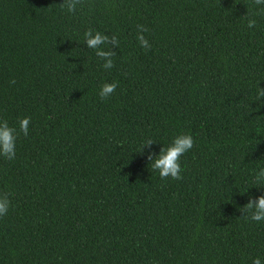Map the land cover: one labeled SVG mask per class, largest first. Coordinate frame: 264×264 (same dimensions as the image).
Here are the masks:
<instances>
[{
	"label": "trees",
	"instance_id": "1",
	"mask_svg": "<svg viewBox=\"0 0 264 264\" xmlns=\"http://www.w3.org/2000/svg\"><path fill=\"white\" fill-rule=\"evenodd\" d=\"M63 2L0 0V121L18 135L16 158L0 156L11 201L0 264H264V222L240 211L264 195L253 182L264 168L259 6L84 0L69 13ZM89 29L118 36L110 70L87 48ZM179 135L194 140L183 179L162 180L148 154Z\"/></svg>",
	"mask_w": 264,
	"mask_h": 264
},
{
	"label": "clouds",
	"instance_id": "2",
	"mask_svg": "<svg viewBox=\"0 0 264 264\" xmlns=\"http://www.w3.org/2000/svg\"><path fill=\"white\" fill-rule=\"evenodd\" d=\"M83 3L84 0H64L63 4L59 6L62 9H66L69 13H75L77 8L83 5ZM253 4L259 6V11L256 15H264V0H253ZM246 17L248 19L247 27L255 28L257 24L256 19L252 18L249 13ZM137 31V40L140 46L145 51H150L151 44L143 34L149 31V29L143 25H138ZM85 44L87 48L95 50V54L103 62L102 67L105 70H110L114 67L113 58L117 53L112 48H119L120 41L118 36H108L100 32L94 33L92 29H89L85 33ZM10 83L14 84L15 81L13 80ZM117 87L118 84L115 82L103 84L99 92L101 100L110 98L115 93ZM256 99L258 102H264V88L258 86ZM30 123V117L19 121V131L25 137L29 135ZM17 138V130L10 127L6 120L0 121V156L9 161L16 158ZM154 143L153 140L147 139L141 149L142 153L146 148H151ZM193 146L194 140L191 135L176 136L169 147L161 149L159 156H156L155 153L148 154L147 158L150 161L151 169L157 171L162 180H167L168 178L182 180L181 157L191 150ZM253 182L257 185L256 188L264 189V168H260L256 172ZM10 205L11 201L8 194H0V218L8 214ZM240 211L244 213L242 218L245 220L256 223L264 222V195L258 198H250L249 202ZM252 264H262V261L257 257L252 260Z\"/></svg>",
	"mask_w": 264,
	"mask_h": 264
}]
</instances>
